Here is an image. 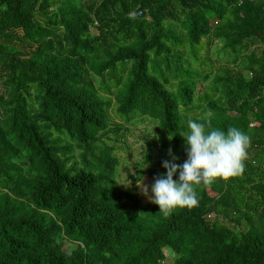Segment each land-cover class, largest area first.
Returning <instances> with one entry per match:
<instances>
[{"label": "trees", "instance_id": "trees-1", "mask_svg": "<svg viewBox=\"0 0 264 264\" xmlns=\"http://www.w3.org/2000/svg\"><path fill=\"white\" fill-rule=\"evenodd\" d=\"M205 40L221 44L215 72ZM205 119L251 137L244 173L167 216L129 205L115 152L130 127L157 125L154 179ZM263 165L264 0H0V264H264Z\"/></svg>", "mask_w": 264, "mask_h": 264}, {"label": "clouds", "instance_id": "clouds-1", "mask_svg": "<svg viewBox=\"0 0 264 264\" xmlns=\"http://www.w3.org/2000/svg\"><path fill=\"white\" fill-rule=\"evenodd\" d=\"M208 112L207 116L211 117ZM186 143L187 159L180 165L169 149V160L163 162L165 176L154 178L150 201L165 216L176 208H194L199 205L196 186H211L218 180L227 181L245 171L251 137L237 127L227 131L212 128L210 120H189L188 132L182 136ZM171 140V139H170ZM179 173L178 181L173 176ZM142 193L149 188L142 178L138 181Z\"/></svg>", "mask_w": 264, "mask_h": 264}, {"label": "rangeland", "instance_id": "rangeland-1", "mask_svg": "<svg viewBox=\"0 0 264 264\" xmlns=\"http://www.w3.org/2000/svg\"><path fill=\"white\" fill-rule=\"evenodd\" d=\"M92 32L95 31L92 30ZM202 44V49L198 54V56H201V59L204 61V66L202 68L205 71H208L209 69L215 72L217 68L225 64V57L219 50L221 44L218 41L208 42L206 40ZM174 60L177 62L174 63ZM174 60L173 62L170 61L168 68L165 66V73L171 81H173L174 76L177 75L176 68H178V63L180 61L182 64L184 62L183 66H190L191 59L188 48L185 46L182 51L176 54ZM185 61H188V63H185ZM196 65L197 64L192 65L193 70L194 66L196 67L195 70L199 68ZM185 74L189 75V73ZM207 83L208 82H202L201 86L204 87ZM150 121L142 120V122L130 127V132L127 135V142L125 144H116L115 153L119 157L116 180L118 188L122 194L126 191L131 194V201L128 202L131 206L134 199L137 201L138 205L141 206L151 202V187L154 184L151 171L157 170L161 167L159 158L156 155L157 153H154L155 156L152 161L145 162L144 149L146 137H160L157 125L152 123L153 121ZM141 178L143 184L147 185L149 188L147 196L142 193L141 188L138 186V181H140Z\"/></svg>", "mask_w": 264, "mask_h": 264}, {"label": "water", "instance_id": "water-1", "mask_svg": "<svg viewBox=\"0 0 264 264\" xmlns=\"http://www.w3.org/2000/svg\"><path fill=\"white\" fill-rule=\"evenodd\" d=\"M146 16V12L142 11L141 8H137L135 11L129 14L130 18L142 19Z\"/></svg>", "mask_w": 264, "mask_h": 264}, {"label": "built area", "instance_id": "built-area-1", "mask_svg": "<svg viewBox=\"0 0 264 264\" xmlns=\"http://www.w3.org/2000/svg\"><path fill=\"white\" fill-rule=\"evenodd\" d=\"M243 1H254V0H239V4H241ZM264 168V165H263Z\"/></svg>", "mask_w": 264, "mask_h": 264}]
</instances>
